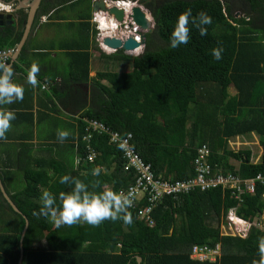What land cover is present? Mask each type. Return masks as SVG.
<instances>
[{"label":"trees","instance_id":"obj_1","mask_svg":"<svg viewBox=\"0 0 264 264\" xmlns=\"http://www.w3.org/2000/svg\"><path fill=\"white\" fill-rule=\"evenodd\" d=\"M81 2L85 4L80 6ZM91 2L43 0L39 8L37 15L74 10L73 21L68 22L71 27L81 20L80 38L60 41L59 47L68 59L66 82L77 85L75 93L82 97V85L90 79L91 103L83 107L78 119L72 163L56 158L23 168L25 185L11 196L22 214L0 192V264H19L26 225L23 215L29 226L23 239L22 264L258 261L257 238L264 236V231L253 226L243 236L225 220L233 207L250 222L261 217L264 185L260 183L253 194L242 195V201L220 188H196L177 199L166 198L150 213L152 223L139 216L148 206L146 201L127 209L131 223L118 218L94 226L81 220L56 226L50 215L39 214L41 193L49 191L58 207L60 194L74 187L72 178L81 180L85 191L96 193L105 188L121 191L133 184L135 174L125 169L121 142L97 132H91L86 140L87 120L103 124L120 139L132 134V146L156 176L173 180L194 177V160L203 145L210 149V166L225 175L253 180L264 174V0H141L155 22L144 52L139 56L122 50L100 52L103 59L126 67L118 72L100 71L95 77H89L92 50L100 49L93 38L97 31L91 22ZM185 9H191L194 17L204 11L212 22L204 26L206 34L201 36L197 19L195 26L189 25L188 42L172 48L169 37L176 17ZM16 14L12 25L0 27V50L16 48L22 38L27 12ZM216 47L223 49L219 60L211 54ZM25 51L26 45L17 62L24 61ZM17 62L13 71L20 70ZM253 133L260 137L262 147L258 163L251 160V149L234 151L229 146L231 139ZM89 147L96 154L93 162L87 160ZM94 167L99 169L97 176L91 175ZM65 174L69 181L60 184L59 178ZM4 215L8 216L5 220ZM196 246L219 249L220 254L215 261L202 262L192 258Z\"/></svg>","mask_w":264,"mask_h":264},{"label":"crops","instance_id":"obj_2","mask_svg":"<svg viewBox=\"0 0 264 264\" xmlns=\"http://www.w3.org/2000/svg\"><path fill=\"white\" fill-rule=\"evenodd\" d=\"M39 17L42 20H39ZM71 18L67 11L57 14L52 11L38 15L37 25L25 44L24 61L17 62L20 55L15 61L20 70L13 71L12 81L23 87V97L0 106L13 110L16 117L10 122L5 137L0 139V177L10 197L25 185L24 167L31 165L35 168L37 162L41 163L45 160L50 162L56 158L66 159L70 163L74 159L73 141L79 134L78 119L83 107L91 103V81L89 79L87 85H82L84 95L82 97H78L75 93L77 85L66 82L68 59L63 49L59 47V42L79 39L78 28L82 27L81 20L76 21L77 25L74 27L68 26V22L71 21L68 19ZM57 27L61 30L59 36L61 39L57 42L54 40L49 42L52 28ZM53 43H56L57 47ZM92 49L95 50V46L91 47ZM95 51L92 50L89 77H95L97 72L105 71L93 67L94 61L103 59L101 51ZM32 63H36L39 67V71L35 74V84L28 81V71ZM58 130H67L69 133L63 142L57 138ZM1 194L4 198L2 192ZM0 228H2L1 221Z\"/></svg>","mask_w":264,"mask_h":264},{"label":"clouds","instance_id":"obj_3","mask_svg":"<svg viewBox=\"0 0 264 264\" xmlns=\"http://www.w3.org/2000/svg\"><path fill=\"white\" fill-rule=\"evenodd\" d=\"M101 0H92L91 4L93 5ZM106 5V10L102 9L97 12L93 11L92 8V18L91 22L93 27L97 31L95 38V46L99 47L100 51L103 53H107L102 50V47L97 43V36L100 35L102 38L106 35L114 34L113 38H118L123 43L130 39L134 38V36L129 37L126 40H123L122 36L119 35V32L123 31V25L115 26V22H123L128 15L133 19L136 26H138L137 35L140 36V46L135 48L134 50H124L114 49L116 52L118 50L124 51L126 54L139 56L141 55L145 49V45L141 43L142 41V33H145L141 29V27L135 22L133 18V11L135 8H140L147 16L148 19L152 21L153 27L155 28L154 18L149 12V10L141 3V0H102ZM117 2L118 5H117ZM135 3V4H133ZM117 8L123 11V19L118 20L116 16L109 13V9ZM12 6L11 4H6L5 0L0 2V14L1 13H11ZM107 13L106 18L100 22L94 20V16L96 13L101 14ZM38 16V15H37ZM37 18V17H36ZM198 19L199 24V33L201 36L206 34L205 25H208L212 22V18L208 16L204 11H200L194 17L192 15L191 9H185L176 17L175 26L169 37V46L172 48L177 47L181 44H186L189 40V25L192 24L195 26L194 22ZM132 28V24H130ZM154 31V30H153ZM146 33V38H147ZM105 38H111V36H106ZM103 39V40H104ZM112 39V38H111ZM111 48V47H110ZM16 49V48H15ZM222 48L216 47L211 50V54L214 59L219 60L221 58ZM110 52V53H113ZM107 53V54H110ZM39 71V67L36 63H32L30 65L28 71V81L32 84L36 83L35 74ZM13 69L7 65H0V106L10 104L13 102V99L20 100L23 97V87L14 83L12 81ZM15 112L13 110L0 107V139L5 137V133L10 128V122L15 119ZM69 135L67 130H58L57 138L60 142ZM99 174L98 168H93L91 170L92 176H97ZM69 181V175L65 174L59 178V183L64 184ZM71 183L74 185L73 189L69 193H61L60 194V203L59 206L56 207L54 204V199L51 193L47 190H44L41 193L40 200L42 201V206L39 209L40 215L48 216L50 215L53 219L56 226H60L61 224H73L77 223L80 220H83L89 225H97L104 220H113L115 221L118 218H122L125 223H131V216L127 212V209L131 207L132 199L131 193H123L121 191H113L110 188H105L104 191L101 192H87L85 191L86 185L79 179L72 178ZM253 194V193H252ZM234 208V207H233ZM238 208V207H236ZM230 212V211H229ZM228 212V214H229ZM36 213H34L35 215ZM227 214V216H228ZM264 212L261 214V216ZM236 217H241L236 211ZM243 218V217H242ZM244 219V218H243ZM227 220V217H226ZM225 220V221H226ZM227 222V221H226ZM228 223V222H227ZM258 228V227H256ZM260 229V228H258ZM263 230L264 229H260ZM257 250L259 254V260H254L252 264H264V236H260L257 238Z\"/></svg>","mask_w":264,"mask_h":264},{"label":"built area","instance_id":"obj_4","mask_svg":"<svg viewBox=\"0 0 264 264\" xmlns=\"http://www.w3.org/2000/svg\"><path fill=\"white\" fill-rule=\"evenodd\" d=\"M118 3L119 2H117V5ZM106 15L109 16L107 13H96L94 20L100 22L106 18ZM115 23V26L118 24L123 25L124 30L119 32V35L122 36L123 40L134 36L137 41H140V36L137 35L138 26L135 25L133 19L128 15L123 22ZM130 24H132V28L130 27ZM106 36H111V38H113L114 34ZM104 37L102 38L98 35L96 39L97 43L102 47V50L107 53L115 51L103 43ZM14 53L15 48L1 49L0 65H9L13 59ZM87 123L88 135L84 137L86 140H90L91 132H97L109 134L112 136L111 141L121 142V147L124 150L123 156L126 160L125 169L127 171H132L135 174L133 184L127 189L121 190V192L125 194L130 192L132 194L131 207L133 208L138 203L145 201L148 203V206L139 211V216L141 219L150 221V223L153 222V220L150 219V213L166 198L177 199L181 195L188 194L196 188H199L200 190L220 188L229 191L236 200L242 201V195L245 193H254L257 183L264 185V174H258L253 180H240L232 174H223L220 168H212L209 164L210 149L207 145H203L198 149L194 160V177L184 180H173L156 176L152 171L151 165L147 164L132 146V134H128L123 139H120L117 133L115 134L114 132H111L110 129L97 121L87 120ZM89 150L90 153L87 156V160L88 162H93L96 158V154L90 147ZM229 211L226 221L229 224L231 222L236 226L235 229L237 234L245 236L253 226L264 229V223L262 222L263 215L255 222H250L242 217H236V207L231 208ZM236 231L234 232L236 233ZM218 253L219 249H209L208 247L199 248L196 246L193 249L192 258H196L202 262L205 260L215 261Z\"/></svg>","mask_w":264,"mask_h":264},{"label":"water","instance_id":"obj_5","mask_svg":"<svg viewBox=\"0 0 264 264\" xmlns=\"http://www.w3.org/2000/svg\"><path fill=\"white\" fill-rule=\"evenodd\" d=\"M15 1V0H13ZM13 1L11 2H6V4H13ZM19 2L18 8L17 9H25L27 12V19H26V23L23 29V35L22 38L19 42V44L16 46L15 49V53L13 56V59L11 61V63L7 66H12V64L18 59L23 47L25 46L28 37L32 31L33 25L35 23L39 8L41 6V3L43 0H17ZM0 2H3V0H0ZM93 11L97 12L99 10H106V5L104 3V1H98L93 5ZM14 11L13 8L11 10V12ZM109 13L113 14L114 16H116V18L118 20H122L123 19V11L117 9V8H111L109 9ZM133 18L135 20V22L141 27V29L143 31H145V33H142L141 37H142V41L141 43L143 45L146 44V33H152L154 30L152 21L150 19L147 18L146 14L140 9V8H135L133 11ZM4 18V14L1 13L0 14V19ZM7 19L9 20V24H12L13 20H12V15L11 13H8L7 15ZM103 43L111 48L114 49H124V50H134L135 48H138L140 46V43H138L134 38H130L128 40H126L124 43L119 40L118 38H105L103 40ZM0 191L3 193L4 198L6 199V201L8 202V204L11 205V207L18 213L22 214L20 212V210L18 209L17 205L13 202V200L11 199V197L8 195V193L5 190V187L2 183L1 177H0ZM23 217L26 220V225L25 228L23 230L22 233V237H21V256H20V260H19V264H22V260H23V256H24V250H23V239L24 236L26 234V231L28 229L29 226V221L26 218V216L23 215ZM138 262H141V258L137 257Z\"/></svg>","mask_w":264,"mask_h":264},{"label":"rangeland","instance_id":"obj_6","mask_svg":"<svg viewBox=\"0 0 264 264\" xmlns=\"http://www.w3.org/2000/svg\"><path fill=\"white\" fill-rule=\"evenodd\" d=\"M84 4H85L84 2H81L80 6L84 5ZM71 11L75 12L74 10H70V11L68 10V12H69L68 15L74 16L73 13H71ZM38 19L42 20V19H40V17ZM68 20L73 21V19H68ZM66 26H67V24H66ZM60 35H61L60 28H58V27L57 28H52L51 38L49 39V42H51L52 40L57 42L59 39H61L59 37ZM99 52H100V50H99ZM123 66L120 65V64L118 65L117 63L114 64L113 61H109L107 59H97L96 61H94V64H93V67L96 70L99 69V70L117 71V72L118 71H122L126 67L125 65H123ZM234 92H235L234 89L230 90L231 94H234ZM229 146L234 151H239V150L247 149V148L251 149L252 150V158H251V160L254 163H258L259 162L258 159L261 158V155H262V147L260 145V137L257 134H254V133L251 134L250 136H238L236 138L231 139L230 142H229ZM233 163L236 164V165L238 164V162H236V161H233ZM6 217L8 218L7 215H4L3 219L5 220ZM81 221L84 222L83 220H81ZM262 222L264 223V214H263V217H262ZM235 227L236 226L233 223L230 222V228L232 230L236 231ZM236 233H237V231H236ZM218 254H220V253H218Z\"/></svg>","mask_w":264,"mask_h":264},{"label":"flooded vegetation","instance_id":"obj_7","mask_svg":"<svg viewBox=\"0 0 264 264\" xmlns=\"http://www.w3.org/2000/svg\"><path fill=\"white\" fill-rule=\"evenodd\" d=\"M11 1H13V0H5V2H11ZM18 5H19V2L17 1V0H15V1H13V4L11 5L12 6V8H13V10L14 11H12L11 12V15H12V20L14 21L16 18H17V12L18 11H20V10H25V9H17L18 8ZM26 11V10H25ZM7 13H4V18H2V19H0V27H3V26H5V24H7V25H12V24H9L8 22H9V20L7 19Z\"/></svg>","mask_w":264,"mask_h":264},{"label":"bare ground","instance_id":"obj_8","mask_svg":"<svg viewBox=\"0 0 264 264\" xmlns=\"http://www.w3.org/2000/svg\"><path fill=\"white\" fill-rule=\"evenodd\" d=\"M104 20V19H103Z\"/></svg>","mask_w":264,"mask_h":264}]
</instances>
